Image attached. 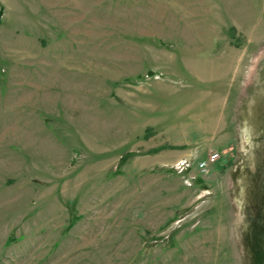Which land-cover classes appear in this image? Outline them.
I'll return each mask as SVG.
<instances>
[{"label":"rangeland","instance_id":"rangeland-1","mask_svg":"<svg viewBox=\"0 0 264 264\" xmlns=\"http://www.w3.org/2000/svg\"><path fill=\"white\" fill-rule=\"evenodd\" d=\"M0 264H264V0H0Z\"/></svg>","mask_w":264,"mask_h":264},{"label":"built area","instance_id":"built-area-1","mask_svg":"<svg viewBox=\"0 0 264 264\" xmlns=\"http://www.w3.org/2000/svg\"><path fill=\"white\" fill-rule=\"evenodd\" d=\"M218 159H219L218 153H213L208 155L207 158H205L198 164V170L201 173L206 174L209 171L211 165L214 164Z\"/></svg>","mask_w":264,"mask_h":264},{"label":"bare ground","instance_id":"bare-ground-1","mask_svg":"<svg viewBox=\"0 0 264 264\" xmlns=\"http://www.w3.org/2000/svg\"><path fill=\"white\" fill-rule=\"evenodd\" d=\"M209 75V74H208Z\"/></svg>","mask_w":264,"mask_h":264}]
</instances>
